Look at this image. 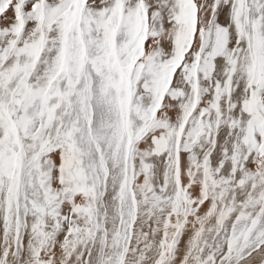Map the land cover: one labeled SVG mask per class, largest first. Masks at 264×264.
Returning a JSON list of instances; mask_svg holds the SVG:
<instances>
[{"label": "snow or ice", "instance_id": "6c2138e0", "mask_svg": "<svg viewBox=\"0 0 264 264\" xmlns=\"http://www.w3.org/2000/svg\"><path fill=\"white\" fill-rule=\"evenodd\" d=\"M0 264H264V0H0Z\"/></svg>", "mask_w": 264, "mask_h": 264}]
</instances>
